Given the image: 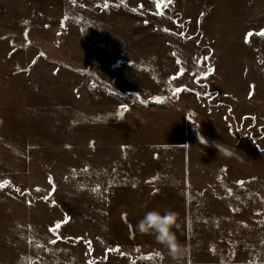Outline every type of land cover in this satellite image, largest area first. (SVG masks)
Instances as JSON below:
<instances>
[{"label": "rangeland", "instance_id": "1", "mask_svg": "<svg viewBox=\"0 0 264 264\" xmlns=\"http://www.w3.org/2000/svg\"><path fill=\"white\" fill-rule=\"evenodd\" d=\"M104 3L0 0V34H12L18 49L45 59L44 85L69 91L73 108L94 109L98 121L110 116L109 122H97L98 129L105 127L109 144L125 153L114 157L119 168H112V180L170 182L186 193L193 258L207 264H264L257 233L254 249L245 247L246 236H240L238 249L221 239L232 222L245 229L253 218L255 230L263 229V179L252 177L254 190L239 183L234 192L239 202H218L216 194L227 188L226 170L183 142L176 130L178 118L196 119L226 129L238 142L264 139V37L256 35L264 30V0H162V14L154 0H107V8ZM249 32L253 36L246 43ZM5 45L0 42L1 51ZM159 95L165 99L161 105L140 101ZM2 151L1 160L12 157ZM25 157L31 161L22 168ZM25 157H16L20 164L14 170L0 167V180L16 181L0 188V264H23L46 224L69 221L64 213L81 216L69 225L72 230L82 228L87 213L79 200L67 201L65 195L61 205L53 198L41 201L39 156ZM87 203L90 209L93 202ZM216 241L222 246L216 248ZM138 250L146 258L144 249Z\"/></svg>", "mask_w": 264, "mask_h": 264}, {"label": "crops", "instance_id": "2", "mask_svg": "<svg viewBox=\"0 0 264 264\" xmlns=\"http://www.w3.org/2000/svg\"><path fill=\"white\" fill-rule=\"evenodd\" d=\"M0 42L8 45L4 51L0 50V147L1 155H12L0 159V167L14 170L20 164L16 157L37 153L38 180L45 191L40 200L46 202L53 198L61 205L65 195L67 201L75 198L81 207L87 208L81 229L69 227L81 219L76 214L64 213L70 217L69 221L63 223L59 219L57 223L46 224L43 234L35 241L37 248L31 249L23 264H173L152 237L140 234L135 228L144 213L153 209L178 213L177 235L189 248L184 264H207L192 257L194 226L186 193L170 182L126 177L112 180V168H119L114 157L121 156L123 151L121 146L109 144V131L105 127L98 129L97 123L109 122L110 116L103 115L98 121L94 109L87 106L80 113L77 106L73 108L69 91L57 93L55 87L44 85L47 82L44 79L48 78L43 74L47 68L44 58L18 49L10 33L0 34ZM193 122L178 118V138L212 157L226 170L227 188L223 194H216L218 202L230 200L229 205L239 202L240 195L234 193L239 181L244 179L245 186L253 189L252 177L258 175L263 179V229L255 230L253 218L245 229H239L232 222V229L223 231L225 236L221 239L230 243L227 248L238 249L240 236H246L245 247L254 249L257 233L256 237L264 244V139L238 142L229 131L212 122L201 123L196 119ZM28 159H23L22 168L30 163ZM3 181L16 184L11 178L0 183ZM47 187H50L48 191ZM82 195L88 198L85 200ZM247 198L248 203L253 202L254 195ZM89 200L93 202L90 209ZM74 216L78 217L74 219ZM56 224L60 227L54 234L49 230ZM222 244L216 241V248ZM138 248L144 249L149 255L146 257L156 252L160 257L141 258Z\"/></svg>", "mask_w": 264, "mask_h": 264}, {"label": "clouds", "instance_id": "3", "mask_svg": "<svg viewBox=\"0 0 264 264\" xmlns=\"http://www.w3.org/2000/svg\"><path fill=\"white\" fill-rule=\"evenodd\" d=\"M179 227L178 213L170 209H165L163 213L155 209L147 211L135 225L140 234L154 239L173 264H184L189 248L177 235Z\"/></svg>", "mask_w": 264, "mask_h": 264}, {"label": "snow or ice", "instance_id": "4", "mask_svg": "<svg viewBox=\"0 0 264 264\" xmlns=\"http://www.w3.org/2000/svg\"><path fill=\"white\" fill-rule=\"evenodd\" d=\"M154 2H155V4H156V8H157L158 13H159V10L161 9V3H162V0H154ZM169 2H170V0H169ZM103 6H104V8H107V7L109 6L108 3H107V0H105V3H104ZM165 6H166V5H165ZM159 14H162V13H159ZM165 31H167V30H165ZM256 35H259V36H261V37H264V30H262L261 32L257 33ZM252 36H253V33H252V32H249V33L247 34L246 38H245V42L247 43V42H248V39H249L250 37H252ZM177 63H179V61H178ZM181 71H183V70H181ZM209 72H211V69H209ZM173 79H175V77H174ZM175 91H176V92H179L180 89L177 88ZM157 102H160L159 98L157 99ZM126 110H127V109L125 108V111H126ZM122 114H123V113H119V115H122ZM8 183H10V182L5 181V182H3V183H0V188L6 187ZM238 183L243 184L244 182H243V181H239ZM16 191H20V189H16ZM37 191H39V189H37ZM94 191H95V189H94ZM59 227H60V225H59V224H56L55 227L51 228L49 231H51V232H53V233L55 234L56 230H57ZM53 242H55V241H53ZM117 251H118V249H117ZM137 251H139V250H137ZM158 257H160V253H159V252H156V253H154L152 256H150V257H146V259L154 260V259H156V258H158ZM90 264H91V262H90Z\"/></svg>", "mask_w": 264, "mask_h": 264}, {"label": "water", "instance_id": "5", "mask_svg": "<svg viewBox=\"0 0 264 264\" xmlns=\"http://www.w3.org/2000/svg\"><path fill=\"white\" fill-rule=\"evenodd\" d=\"M158 98H159L160 102H157ZM140 101L146 105H161L164 103L165 99L163 96L159 95L156 97H150L148 99H140Z\"/></svg>", "mask_w": 264, "mask_h": 264}]
</instances>
